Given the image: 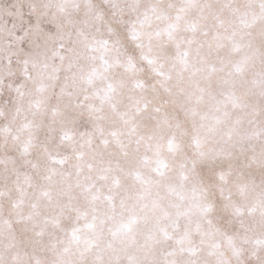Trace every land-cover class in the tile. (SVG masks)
<instances>
[{
  "label": "clouds",
  "instance_id": "obj_1",
  "mask_svg": "<svg viewBox=\"0 0 264 264\" xmlns=\"http://www.w3.org/2000/svg\"><path fill=\"white\" fill-rule=\"evenodd\" d=\"M0 264H264V0H0Z\"/></svg>",
  "mask_w": 264,
  "mask_h": 264
}]
</instances>
